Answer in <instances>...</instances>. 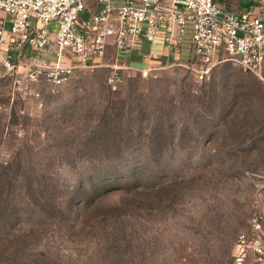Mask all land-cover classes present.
Masks as SVG:
<instances>
[{"label":"rangeland","instance_id":"rangeland-1","mask_svg":"<svg viewBox=\"0 0 264 264\" xmlns=\"http://www.w3.org/2000/svg\"><path fill=\"white\" fill-rule=\"evenodd\" d=\"M108 59L41 109L0 77V264H233L264 208V82L148 58L112 91Z\"/></svg>","mask_w":264,"mask_h":264},{"label":"built area","instance_id":"built-area-1","mask_svg":"<svg viewBox=\"0 0 264 264\" xmlns=\"http://www.w3.org/2000/svg\"><path fill=\"white\" fill-rule=\"evenodd\" d=\"M91 1L0 0L10 24L8 31L0 25V77L11 79L22 101L41 109L45 94H58L82 69L96 70L108 49L136 52L156 38L175 47L187 35L198 82L226 61L264 82V17L228 11L215 0ZM106 66L116 91L121 68ZM232 256L233 264H264V208L237 235Z\"/></svg>","mask_w":264,"mask_h":264},{"label":"crops","instance_id":"crops-1","mask_svg":"<svg viewBox=\"0 0 264 264\" xmlns=\"http://www.w3.org/2000/svg\"><path fill=\"white\" fill-rule=\"evenodd\" d=\"M222 8L236 13L251 12L253 15L264 17V0H215ZM87 7L92 5L91 0H86ZM8 18L0 11V25L5 30H9ZM177 52L175 47L163 43L161 38H156L153 43L143 41L141 50L136 52H116L112 49L106 51L103 60L108 59L110 63H115L118 67L119 62L141 61L148 58L160 60V62H170L174 60H182L189 62L193 59V48L189 41V35L185 36L178 44ZM171 54L174 57H171ZM115 55V56H114ZM102 60V61H103ZM122 69V68H121Z\"/></svg>","mask_w":264,"mask_h":264},{"label":"trees","instance_id":"trees-1","mask_svg":"<svg viewBox=\"0 0 264 264\" xmlns=\"http://www.w3.org/2000/svg\"><path fill=\"white\" fill-rule=\"evenodd\" d=\"M193 59H194V56H193ZM12 186H14V182H10V181H8L7 182V185H6V187H5V190H9V191H11L10 190V188H12ZM1 187V186H0Z\"/></svg>","mask_w":264,"mask_h":264}]
</instances>
